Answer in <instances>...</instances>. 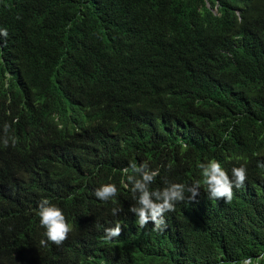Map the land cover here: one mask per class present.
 Listing matches in <instances>:
<instances>
[{"label": "trees", "instance_id": "1", "mask_svg": "<svg viewBox=\"0 0 264 264\" xmlns=\"http://www.w3.org/2000/svg\"><path fill=\"white\" fill-rule=\"evenodd\" d=\"M17 1L0 0V20ZM31 5L13 62L0 50V264H264V0ZM212 160L247 170L230 203L201 188L199 207L178 202L163 230L136 225L130 162L158 170L154 190L201 179ZM108 183L104 202L94 191ZM43 198L72 228L61 246L41 243Z\"/></svg>", "mask_w": 264, "mask_h": 264}, {"label": "clouds", "instance_id": "2", "mask_svg": "<svg viewBox=\"0 0 264 264\" xmlns=\"http://www.w3.org/2000/svg\"><path fill=\"white\" fill-rule=\"evenodd\" d=\"M216 11L217 8H215ZM30 13L31 0H22L17 8L7 7V12L0 20V50L9 62H13L17 55V40L13 37V31L23 27ZM143 36L144 41L162 48L150 39L146 28ZM168 60L169 58L162 57L145 61V63L160 64ZM8 75H10V72ZM8 127V125L4 127L5 138L3 144L5 147L9 144L6 135ZM12 143L15 144V141L13 140ZM258 166L264 168V162L259 163ZM198 168L200 169L201 179H196L191 184L185 185L165 180L163 188L153 190L150 186L159 175L158 170H151L147 163L137 165L135 162H130L129 168L124 169L127 178L125 186H130L132 199L135 201L130 205L128 211L137 217L136 225L143 229L151 222L154 225L153 230H163L166 227L165 214L175 211L178 202H186L193 208L199 207L196 197L200 194L201 188L205 190L210 200L230 203L236 192L247 186V170L244 166L233 167L231 175L215 160L200 163ZM116 194L117 187L111 183L103 184L94 191L95 197L104 202L113 200ZM120 211L122 209L112 208L111 214L115 216ZM35 214L39 218L40 226L45 230L43 235L46 239L42 240L41 243L46 245L47 242H51L56 246H61L72 231L63 211L51 203L49 199L43 198L38 201ZM104 233V240L111 241L121 235L122 227L120 224H116L114 227H106ZM246 262L248 263L249 260Z\"/></svg>", "mask_w": 264, "mask_h": 264}, {"label": "bare ground", "instance_id": "3", "mask_svg": "<svg viewBox=\"0 0 264 264\" xmlns=\"http://www.w3.org/2000/svg\"><path fill=\"white\" fill-rule=\"evenodd\" d=\"M2 1H3V0H2ZM10 1H11V0H10ZM13 1H14V0H13ZM16 1H17V0H16ZM5 2H6V0H5ZM8 2H9V1H8ZM17 2H18V1H17ZM38 2H39V1H38ZM0 4H3V3L1 2ZM9 4H10V2H9ZM12 4H13V2H12ZM43 4H44V3H43ZM43 4H42V5H43ZM7 5H8V4H7ZM14 5H15V4H14ZM2 6H3V5H2ZM2 6H1V7H2ZM4 6H5V5H4ZM7 7H8V6H7ZM14 7H15V6H14ZM31 7H33V6L31 5ZM35 7H36V6H35ZM8 8H10V7H8ZM15 8H17V7H15ZM33 8H34V7H33ZM45 8H46V7H45ZM3 9H4V8H3ZM5 9H6V8H5ZM35 9H37V8H35ZM41 9H42V6H41ZM42 10H43V9H42ZM36 11H37V10H36ZM41 12H42V11H41ZM46 12H47V10H46ZM35 13H36V12H35ZM42 13H43V12H42ZM42 13H41V14H42ZM37 14H38V12H37ZM46 14H47V13H46ZM30 15H31V14H30ZM32 15H33V14H32ZM35 15H36V14H35ZM47 16H48V15H47ZM29 17H30V16H29ZM33 17H34V16H33ZM37 17H38V16H37ZM39 17H40V16H39ZM39 17H38V18H39ZM48 20H49V19H48ZM50 20H51V19H50ZM32 21H34V20H32ZM36 21H38V20H36ZM45 21H47V20H45ZM52 21H53V19H52ZM39 22H40V21H39ZM47 22H48V21H47ZM32 23H33V22H32ZM36 24H37V22H36ZM42 25H43V24H42ZM50 25H51V23H50ZM35 27H36V26H35ZM47 27H48V26H47ZM54 28H55V27H54ZM21 29H22V27H21ZM52 29H53V26H52ZM37 31H38V30H37ZM41 31H42V30H41ZM58 31H59V30H58ZM58 31H56V32H58ZM15 32H16V31H15ZM19 32H20V30H19ZM19 32H18V34H19ZM51 32H52V31H51ZM60 32H61V31H60ZM13 33H14V32H13ZM23 33H24V32H23ZM37 33H38V32H37ZM14 34H15V33H14ZM49 34H50V33H49ZM53 34H54V32H53ZM23 35H25V34H23ZM56 35H58V34H56ZM59 35H61V34H59ZM19 36L21 37V35H19ZM19 36H18V37H19ZM38 36H39V34H38ZM16 37H17V36H16ZM20 37H19V38H20ZM41 37H43V36L41 35ZM49 37H50V36H49ZM55 37H56V36H55ZM61 38H62V37H61ZM52 39L54 40V38H52ZM65 39H66V38H65ZM16 40H17V39H16ZM38 40H39V39H38ZM38 40H37V41H38ZM41 40H42V39H41ZM41 40H40V41H41ZM62 40H63V39H62ZM19 41H20V40H19ZM29 41H30V40H29ZM59 41H60V40H59ZM59 41H58V42H59ZM35 42H36V40H35ZM53 42H54V41H53ZM27 43H28V42H27ZM29 43H30V42H29ZM33 43H34V42H33ZM36 43H37V42H36ZM52 44H53V43H52ZM33 45H34V44H33ZM54 46H55V45H54ZM54 46H53V47H54ZM30 47H31V46H30ZM27 48H28V47H27ZM34 48H35V46H34ZM31 49L33 50V48H31ZM54 49H55V48H54ZM36 50H37V49H36ZM57 50H58V49H57ZM117 53H118V52H117ZM113 56H114V55H113ZM117 56H118V55H117ZM121 56H122V55H121ZM123 57H124V56H123ZM123 57H121V58H123ZM113 58H114V57H113ZM125 58H126V57H125ZM119 59H120V58H119ZM119 59H118V60H119ZM131 59H132V58H131ZM124 60H125V59H124ZM126 60H128V56H127V59H126ZM120 61H121V60H120ZM122 61H123V60H122ZM128 61H129V60H128ZM0 66H1V65H0ZM112 89H113V88H112ZM114 90H115V89H114ZM114 90H113V91H114ZM113 91H112V92H113ZM115 93H116V92H115ZM117 93H118V92H117ZM117 93H116V94H117ZM55 94H56V93H55ZM57 94H58V93H57ZM109 94H110V93H109ZM117 95H118V94H117ZM25 100H26V99H25ZM108 100H109V99H108ZM24 103H25V102H24ZM1 106H2V105H1ZM25 106H26V105H25ZM171 128H172V127H171ZM170 132H171V131H170ZM186 133H188V132L186 131ZM170 135H171V134H170ZM171 136H172V135H171ZM185 139H186V137H185ZM246 263H247V262H246ZM248 263H249V262H248Z\"/></svg>", "mask_w": 264, "mask_h": 264}]
</instances>
